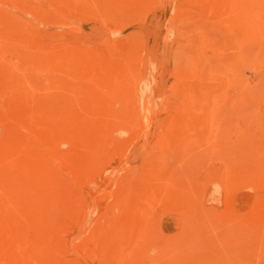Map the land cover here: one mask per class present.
I'll use <instances>...</instances> for the list:
<instances>
[{
  "label": "rangeland",
  "instance_id": "rangeland-1",
  "mask_svg": "<svg viewBox=\"0 0 264 264\" xmlns=\"http://www.w3.org/2000/svg\"><path fill=\"white\" fill-rule=\"evenodd\" d=\"M0 264H264V0H0Z\"/></svg>",
  "mask_w": 264,
  "mask_h": 264
}]
</instances>
